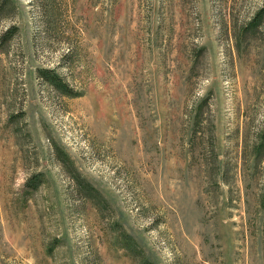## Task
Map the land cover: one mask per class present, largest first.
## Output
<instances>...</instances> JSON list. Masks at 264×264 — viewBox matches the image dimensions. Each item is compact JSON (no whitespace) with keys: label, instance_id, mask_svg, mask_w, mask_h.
Masks as SVG:
<instances>
[{"label":"rangeland","instance_id":"obj_1","mask_svg":"<svg viewBox=\"0 0 264 264\" xmlns=\"http://www.w3.org/2000/svg\"><path fill=\"white\" fill-rule=\"evenodd\" d=\"M261 8L0 0V264H264Z\"/></svg>","mask_w":264,"mask_h":264},{"label":"trees","instance_id":"obj_2","mask_svg":"<svg viewBox=\"0 0 264 264\" xmlns=\"http://www.w3.org/2000/svg\"><path fill=\"white\" fill-rule=\"evenodd\" d=\"M260 18L261 19L264 18V8H261L258 11V13L254 17L253 21L255 22L257 19H260ZM40 73H41V76L43 78H45L51 84L57 86L62 92L68 94L69 91L67 90L66 86L60 81V79L56 75L50 73L49 70H42V71H40Z\"/></svg>","mask_w":264,"mask_h":264}]
</instances>
